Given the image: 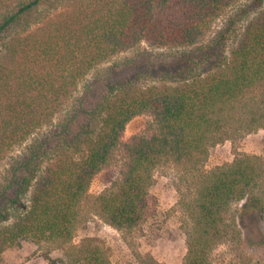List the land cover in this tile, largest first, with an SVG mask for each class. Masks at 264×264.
I'll return each instance as SVG.
<instances>
[{
	"label": "trees",
	"instance_id": "1",
	"mask_svg": "<svg viewBox=\"0 0 264 264\" xmlns=\"http://www.w3.org/2000/svg\"><path fill=\"white\" fill-rule=\"evenodd\" d=\"M238 19L242 32L229 45ZM122 53L132 55L99 70ZM260 82L264 0H0V264L7 249L31 240L72 239L93 178L128 122L148 112L160 131L124 144L122 181L99 197L110 224L138 225L155 169L181 159L195 168L208 142L225 138L218 135L228 110ZM263 120L253 116L247 126ZM263 174L247 155L204 174L190 206L186 264H213L214 246L237 237L245 217L264 220ZM77 262L111 264L90 242Z\"/></svg>",
	"mask_w": 264,
	"mask_h": 264
},
{
	"label": "rangeland",
	"instance_id": "2",
	"mask_svg": "<svg viewBox=\"0 0 264 264\" xmlns=\"http://www.w3.org/2000/svg\"><path fill=\"white\" fill-rule=\"evenodd\" d=\"M246 1V0H245ZM227 16V15H226ZM223 16L214 25L213 34L225 26ZM244 21L237 20L228 32L229 45L236 43L242 32ZM142 44L141 48H146ZM132 53H122L105 62L103 70ZM98 72V71H97ZM97 72L92 74L96 75ZM130 71L112 75V80L125 79ZM92 74L90 76H92ZM103 84V82H99ZM99 87V86H98ZM101 88L97 89L100 93ZM264 82L248 89L234 103L222 120L218 137L221 142H208V151L203 160L194 165L186 160L163 161L154 172L150 187L149 204L138 225L131 229H119L110 224L101 210L99 197L117 189L126 169L124 144L133 136H151L160 131L159 124L148 113L133 117L126 128L113 158L96 175L83 198L76 230L70 241L31 240L7 249L3 264H79L77 255L82 244L90 242L98 246L111 264H186L188 252L187 231L193 226L190 210L193 199L204 174L218 165L231 163L237 155H247L262 164L264 170V122L257 129L249 127L253 116L264 115ZM264 121V120H263ZM41 133L31 136L26 142L12 150V155L20 154L26 146ZM221 139V138H220ZM195 158V162H198ZM194 169V170H193ZM193 170V171H192ZM264 190V174L261 178ZM238 204L234 203L228 213L231 218ZM241 233L234 237L231 233L217 243L209 258L213 264H264V220L252 216L244 218Z\"/></svg>",
	"mask_w": 264,
	"mask_h": 264
}]
</instances>
